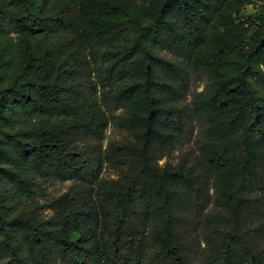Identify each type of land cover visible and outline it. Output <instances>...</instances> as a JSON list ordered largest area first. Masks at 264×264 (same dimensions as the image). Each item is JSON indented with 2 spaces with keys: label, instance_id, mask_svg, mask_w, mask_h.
Listing matches in <instances>:
<instances>
[{
  "label": "trees",
  "instance_id": "trees-1",
  "mask_svg": "<svg viewBox=\"0 0 264 264\" xmlns=\"http://www.w3.org/2000/svg\"><path fill=\"white\" fill-rule=\"evenodd\" d=\"M144 1L0 0V160L72 181L44 222L31 179L0 193L15 264H264V32L226 43L231 0ZM190 73L210 82L184 105Z\"/></svg>",
  "mask_w": 264,
  "mask_h": 264
},
{
  "label": "rangeland",
  "instance_id": "rangeland-1",
  "mask_svg": "<svg viewBox=\"0 0 264 264\" xmlns=\"http://www.w3.org/2000/svg\"><path fill=\"white\" fill-rule=\"evenodd\" d=\"M137 3L143 5L147 2L144 0H137ZM223 13L225 17V23L221 25V38L229 45L238 44L246 46L247 44L255 43L261 33L264 32V0H231L229 3L223 6ZM62 42L66 45L67 55L72 52H79V44L72 43V36L64 38ZM59 43H61V41H58V44ZM164 53L170 58L179 57L175 52L169 50H165ZM209 82L210 79L204 73H201L200 75L190 73L188 81L184 85L182 93L179 97V103L184 105L189 104L197 93L204 92L208 88ZM115 112L117 113V111ZM196 129L197 130L195 133H197V131L200 129L199 123H197ZM18 130L22 131V128L15 131ZM17 136L21 139L29 140L28 138L31 135L30 133H27ZM125 136V131L111 124L105 131L104 145H107L110 141L121 140ZM9 142H13V140H8L5 143V147H10L9 150L14 155V157H16V155L20 153L16 143L14 142L9 146ZM196 152L197 147L193 139L172 153L166 155L164 158L160 159L159 162L162 165L167 162L177 164L182 159V157L186 156L190 159L191 156H193ZM18 160L20 161V166H15L16 164H14L12 161L0 160V193L4 194L2 201H4L5 204L11 203L9 197L11 195L12 189L18 182L17 179L19 176L23 175L24 177L31 179V181H34L35 183L33 184L40 187L45 193V195L42 197L37 195L36 202L40 204V208L37 212V216L39 218L38 220L42 222L47 221L53 215V211L46 206L48 201H50V199L53 197L66 192L72 181L64 180L56 175L42 176L35 174L34 172H31V166L28 162H22L24 161L23 158H19ZM103 176L106 178H112L117 177V174L113 170L106 168L103 172ZM30 202L31 200H27L20 205L21 208L25 205H30ZM13 205H15V203ZM22 212L16 211L13 217L18 219L23 217L19 215V213ZM2 220L3 219L0 215V227L3 228L1 230L2 234H0V239L3 240L5 238L3 233H10L12 228L8 225L2 226ZM12 242L16 245V241L14 239ZM262 247H264V242ZM17 252L21 253L22 257H25L24 246L21 249V252H19V250ZM13 256V252L4 251L0 254V264H15Z\"/></svg>",
  "mask_w": 264,
  "mask_h": 264
}]
</instances>
